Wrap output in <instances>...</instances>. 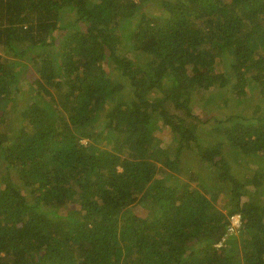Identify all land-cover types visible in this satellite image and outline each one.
Segmentation results:
<instances>
[{
    "label": "trees",
    "instance_id": "trees-1",
    "mask_svg": "<svg viewBox=\"0 0 264 264\" xmlns=\"http://www.w3.org/2000/svg\"><path fill=\"white\" fill-rule=\"evenodd\" d=\"M227 90L264 94V0H0V264H264V107Z\"/></svg>",
    "mask_w": 264,
    "mask_h": 264
},
{
    "label": "rangeland",
    "instance_id": "rangeland-1",
    "mask_svg": "<svg viewBox=\"0 0 264 264\" xmlns=\"http://www.w3.org/2000/svg\"><path fill=\"white\" fill-rule=\"evenodd\" d=\"M24 84H26V82H24ZM227 95L226 96H230L231 93L229 92V90L226 91ZM234 99L235 97L233 95H231L230 97V101L226 104L223 105V102L220 103L219 106V111L222 114L223 113H231L234 110H237V108H241L243 106H247V108H244L246 112H251L252 109L254 108V105L256 104H261V106L264 107V94H254L252 97V100L250 102L248 101H244L242 103L239 104L238 107L234 106ZM198 106L196 105L195 109L198 112V114L201 117H207L208 114V110H210V108L214 107L216 105V102L214 103H204V102H200V100L198 101ZM204 104V105H203ZM27 105V103L24 101V98H21L20 100H18L16 103H14V105L12 104V102H10L8 105L5 106L4 109V116L6 118L5 123L3 125L5 131H10L11 129L14 130L15 127H17L18 125V119L20 117V112L21 110ZM161 127V126H160ZM157 132L160 135L161 140L163 141V143L165 145L170 143V139L172 138L171 132L168 130L167 127H161L157 130ZM83 141L85 142L86 139H83ZM200 163H198L196 161V157L195 154L193 152H189L187 155H185L182 158V162H181V175L185 176V178L190 177L191 175H202L203 173L206 175V170L204 171L203 167H200L199 165ZM236 167V166H235ZM237 171L239 172L240 176H251L253 173L252 169L256 168L254 166L253 163L250 162H246L243 163L241 166H237ZM208 172V170H207ZM208 176V174H207ZM174 177L173 175H169L168 176V181L170 182L171 180H173ZM214 184L209 186V189L214 190ZM259 191H263L261 189H258ZM262 198H264V191L262 192ZM228 201V196L226 195H222L221 196V201H220V206L223 207L225 206V204ZM223 209L226 211L225 207H223ZM132 212L137 214L138 216L141 217H149L152 213V206L149 203L146 202H142V203H138L135 206L132 207Z\"/></svg>",
    "mask_w": 264,
    "mask_h": 264
},
{
    "label": "built area",
    "instance_id": "built-area-1",
    "mask_svg": "<svg viewBox=\"0 0 264 264\" xmlns=\"http://www.w3.org/2000/svg\"><path fill=\"white\" fill-rule=\"evenodd\" d=\"M230 219H231V224L229 225L227 236L237 234L239 227L242 225L240 214H233Z\"/></svg>",
    "mask_w": 264,
    "mask_h": 264
}]
</instances>
